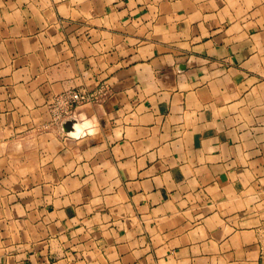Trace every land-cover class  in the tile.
Masks as SVG:
<instances>
[{"label":"crops","instance_id":"crops-1","mask_svg":"<svg viewBox=\"0 0 264 264\" xmlns=\"http://www.w3.org/2000/svg\"><path fill=\"white\" fill-rule=\"evenodd\" d=\"M0 264H264V0H0Z\"/></svg>","mask_w":264,"mask_h":264},{"label":"built area","instance_id":"built-area-1","mask_svg":"<svg viewBox=\"0 0 264 264\" xmlns=\"http://www.w3.org/2000/svg\"><path fill=\"white\" fill-rule=\"evenodd\" d=\"M94 96L83 90H66L54 96L50 104L51 118L54 122L61 124L64 120L75 115L78 104L93 99Z\"/></svg>","mask_w":264,"mask_h":264},{"label":"water","instance_id":"water-1","mask_svg":"<svg viewBox=\"0 0 264 264\" xmlns=\"http://www.w3.org/2000/svg\"><path fill=\"white\" fill-rule=\"evenodd\" d=\"M74 123H75V118L72 117V118L64 120L62 122V125H63L65 130L70 131V130L74 129Z\"/></svg>","mask_w":264,"mask_h":264},{"label":"rangeland","instance_id":"rangeland-1","mask_svg":"<svg viewBox=\"0 0 264 264\" xmlns=\"http://www.w3.org/2000/svg\"><path fill=\"white\" fill-rule=\"evenodd\" d=\"M78 106V105H77Z\"/></svg>","mask_w":264,"mask_h":264}]
</instances>
